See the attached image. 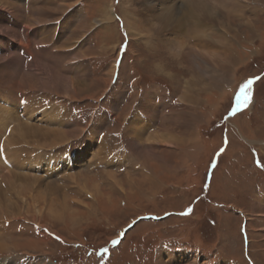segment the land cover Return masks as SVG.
<instances>
[{"label": "rangeland", "instance_id": "obj_1", "mask_svg": "<svg viewBox=\"0 0 264 264\" xmlns=\"http://www.w3.org/2000/svg\"><path fill=\"white\" fill-rule=\"evenodd\" d=\"M10 1L20 5L15 11L25 31H19L17 17L8 18L4 11L1 18L0 12L5 30L0 31V69L35 77L47 88L25 90L0 73V104L23 124L76 133L74 138L48 133L42 140L23 141L17 131L10 137V127L11 164L5 161L12 152L1 139L9 156L2 157L0 168V212L5 214L0 243L10 249H0V263L264 264V0H239L243 11L227 15L239 34L233 30L229 35L222 25L209 22L212 36L194 38L201 24L195 28L183 12L190 49L208 61L196 58L200 69L186 68L176 36L165 42L157 22L146 23L153 13L145 16L137 9L143 14L136 25L142 37L131 34L121 11L132 0H47L38 7L34 0L26 7ZM230 1H215L219 17L221 3ZM178 2L181 6L184 0ZM109 15L111 23L100 21ZM35 18L53 23L48 29L61 22L59 39H44L46 44L33 39L35 32L48 37L46 22L29 28ZM247 19L254 25H245ZM219 40L231 46V60L217 82H205L204 75L217 71L224 59ZM42 64L70 79L86 69L88 88L78 94L62 85L53 89ZM206 64L213 67L209 73ZM186 90L188 100L177 106L183 108L180 119L185 118L170 135L173 144L149 143L147 137L181 111L174 104ZM49 106L47 114H58L54 119L61 126L43 114L34 116ZM143 124L142 134L135 131ZM35 157L52 164L39 167ZM29 242L39 244L13 247Z\"/></svg>", "mask_w": 264, "mask_h": 264}, {"label": "bare ground", "instance_id": "obj_2", "mask_svg": "<svg viewBox=\"0 0 264 264\" xmlns=\"http://www.w3.org/2000/svg\"><path fill=\"white\" fill-rule=\"evenodd\" d=\"M132 1H133V4L132 5H130L129 7L125 8V10L121 11L127 17V21H125V25H126L127 29L129 31H131V34L134 33L133 31H136V33L139 34L140 37H142L141 36L142 35V32H139V30L137 29V26L136 25H137V23L139 21L140 22L142 21V19H140V17L142 16V18H143V14L139 13L137 11V9H142L143 12L146 13L145 16H147L148 14H152L153 13L154 14V15H152L153 18L147 19V22L146 23H150V21H154L155 20L157 22V24L154 25L156 27L155 29H156V31H157L158 34H160L161 36L163 35V37H166V39L164 38V41L165 42L167 40H170L168 38V36L169 37L171 35L172 36H176L175 37L176 40H174V42H176L177 44L182 45V48H183V50H182L183 53L181 52L182 53V57H183L184 60H186V63H188V64H186L187 65L186 68H191V67H194L195 66L194 68L197 67L198 69H200L201 65L198 64V62L196 61V58H199V59L201 58L202 61L203 62H206V63L208 61L205 60V57L200 52H198V51H196L194 49H190L189 44H188L189 42L187 41V38L188 37H187L186 27H185L184 18H183V14H184L183 12H185V14H188L187 15L188 16V19L191 20V21H193L192 23L195 24V25L193 24V26H195V28H196V26H199L201 24V26L199 27V28H201L200 30H196V31L194 30L195 31L194 32V35L195 36H193L194 38H198V39H200L202 37H205V38H208L209 37L210 38L212 36V34L210 33L211 32V29L210 28L212 26L211 25L212 22L214 24H218V25L220 24V25H222L224 27V29L226 30V32L229 33V35H230V32H232L233 30H234L235 34H239L235 29H233L232 24L228 22L229 19H228V16H227L229 13H232V12L234 13V11H237L236 14L238 15V13L240 12V10L242 8V7H239V5H240L239 3L241 2L239 0H237V1L231 0L230 3H225V4L221 3L222 7H220V8L217 7L218 6V4H217L216 8H218L217 10L220 11V13H221L220 17L218 16V14L216 12V9L214 7L216 0H184L183 5H181V6L179 5L178 0L176 2H175V0H173V3H171L172 5H170V3H169V5H165L164 3L166 1H164V0H160L161 3H158V4H155V0H151L153 2H149V0H132ZM135 1L137 2L136 5H135ZM259 1L260 0H255V2L257 4H258ZM27 4H28V2H27ZM225 5H228L229 8L227 9ZM1 7L4 8V9H12V10H14V12H16L15 11V7H16L15 5L10 4L8 2H5L4 0H0V12H2L1 13V18H2V16H4V13H3L4 12V9H2ZM16 9L19 12L21 11V9L18 8V7ZM42 9L45 10V7H43ZM256 9L258 10V8H256ZM241 11H243V9ZM261 12H264V10L261 11ZM155 13H158V14H155ZM8 14L10 16H12V14H10L9 12H8ZM18 16H19V18H21L20 15H18ZM221 17L223 19H221ZM8 18H10V17H8ZM226 19H228V20H226ZM113 20H114L113 17L111 15H109V16L106 17V19L102 18L100 21H102L104 23H111ZM203 20H205V21L203 22ZM247 20L248 21L246 22L245 25H247L249 23H250V25L251 24L254 25L253 24L254 21L249 22L250 20L249 19H247ZM259 20H260V18L256 19L255 21L259 22ZM60 21H62V20H60ZM42 22L50 23V22H47V21H43V20H41L39 18H35L34 19V22L32 20L31 23L29 24V28L30 27H33L34 26V23H42ZM209 22H211V24ZM59 24H57L55 30H57L58 28H59V30L62 29L61 22H59ZM241 26L242 25L240 24L239 28ZM0 31L1 32H4L5 30H4L3 27L0 26ZM7 31L10 32L11 30H6V32ZM54 33H55V31H54ZM145 35H143V36H145ZM232 35H234V34H232ZM233 37L235 38L237 36H233ZM72 38H74V37H72ZM204 43H205V46L208 44V42L205 41V40H204ZM216 43L219 44L220 47H222V49L224 50L223 51V55H224L223 58L224 59L223 60H220V62H218L219 63L218 64V68H216V69H218L217 71L211 73L210 75H207L206 74V75H204L205 77L203 76L204 77L203 78V81H205V82L206 81L211 82V83L217 82L218 79H220L221 72L222 71L224 72L227 69L225 62H227V60H229V59L231 60V55H229V53H228L231 50V48H230L231 46H229V44L227 46V42L226 41L219 40ZM19 61H20V59H19ZM206 65H207V67L205 68V72H208V73L211 72V70H213L212 69L213 67H211L210 64H206ZM42 66H43V70L46 73V76L48 77V80H49V84L48 85L50 87H52L53 89H55L56 87H58L57 85H62V86H65L66 88H69V90H68L69 92H72L71 90H73V92H75L76 94H78L79 91H80V89H82V88H88V85H89V78L88 77L89 76L87 75L86 69H82V68L79 69V71H78L79 73L76 74L78 77L76 76L74 79L73 78L70 79V78H64L63 76H60V75L56 74L52 69H50L49 67H46L47 65L45 66L44 64H42ZM204 67H205V64H204ZM31 70H32V68H31ZM80 72H82L83 74H80ZM0 73L3 75L4 79L11 78L10 80H13L14 81L13 84L16 83V84H18V86L20 88H23L25 90H35V89H42V88L45 89V88H47V86H46L47 82H41V81L37 80L35 77L29 76V75H24V76L21 77V76H19V73L16 70L5 72L4 70H1L0 69ZM196 84L198 85L197 82H196ZM186 91H187V93L184 92V93H186V95H183V97L180 100V103H181L180 105L181 106H178V107H183V103L185 102L187 96L189 97V91L188 90H186ZM67 95L70 96L71 94L68 93ZM7 99L11 100L9 97ZM187 100H188V98H187ZM184 105H185V103H184ZM11 106H12V104H11ZM195 106H196V104H195ZM51 108L52 107L49 106V107H46V108H44L42 110L35 111V115L34 116H38L40 114H43L45 117H47V119H48L47 121H49V123H51V124L59 125L60 123H63V122L57 121V119L59 117L58 114H55L54 116L49 115L52 112V110H50ZM180 110L181 111L179 113H177L176 115H172V116L167 117L166 120L163 123V126L161 128V131L160 132H157V133H154V134H150V136L147 137V141H149V143H155V144H157V143H161V144H163V143H169V144L172 143L173 144V142H174L173 140L174 139L170 135L172 134L173 131H175V130H177L179 128V125H180L179 122H181V120H184V118H185V117H183V118L180 119L181 113L183 112L182 111L183 108H180ZM47 113H49V114H47ZM30 118H32V117H30ZM54 118H57V119H54ZM192 118H193V116H192ZM54 120H56V121H54ZM136 121L138 122L139 121V118L138 119L136 118ZM22 122L20 121V118L18 116H15L13 114V112H10L9 111V106L4 105V104H0V130H3L5 128L3 135H2V132L0 133V141H1L2 138H5L4 140L7 141V145L10 147V151L12 152V155L10 156V158H8V160L5 161V163L11 164V162L9 160L12 159L13 154L15 155V152H14V149H15L14 147L15 146H14V144H12V139L8 137V133H9V130L8 129L10 127L12 129V132L10 134V137L12 136V133L13 132H16L17 131L18 134L21 136V138H22L23 141H27L30 137H34V136H35V139H38L39 138L40 140H42L43 135H46L48 133H53L57 137H60V138H65V137H67V138H74L75 133H76L74 131L73 132H67V133L66 132H64V133L60 132L59 133L58 131L50 132V131L41 129V127L39 128L38 126H35V125L34 126L33 125L31 126L28 123L27 124L26 123L23 124ZM142 122L144 123V120ZM13 124H14V127L12 128ZM184 125L185 124H183L182 126H184ZM59 126H61V125H59ZM144 129H145V126L143 124V126L137 128L135 131H141L140 134H142V132H143L142 130H144ZM166 130H168V131H166ZM167 132H169V134ZM180 133H182V132H180ZM165 134H167V135H165ZM6 138H8V139L6 140ZM137 138H139V137H137ZM2 152L4 154H2ZM149 155H150V153H149ZM7 156H9L8 149L5 146L1 145L0 146V168L2 166H4V163L2 162V157H7ZM34 159H35V165H38L39 167L41 166L40 164H44V166H49L50 164H52L51 163L52 161H45V160L42 161V159L39 158V157H35ZM27 160L30 161L31 159L28 158ZM38 161H39V163L37 164ZM71 163H72V161H71ZM53 167H55V166H53ZM12 177L14 178L13 180H16V175L15 174H13ZM29 177L32 178V179H34L36 181V183H39V182H40V184L43 183L42 182L43 179L40 180V178L38 176H29ZM113 177H115V176L113 175ZM78 178L80 179L81 178V175H79ZM81 182H84V181H81ZM116 183H117V181H116ZM50 185L51 184H49V186ZM46 191H47V189H46ZM51 192H53V191H51ZM11 205H13V204H11ZM255 207H256V205H255ZM262 209H264V208H262ZM3 214L4 213L0 212V217L2 219L5 216V214L4 215ZM261 217L264 218V213L262 214ZM13 218H16V215L15 214H14ZM0 231H3V227L2 226L0 227ZM38 244L39 243H37V242H29V244H25V245L20 243V244H15L13 247L16 250H18V249H24L26 247L35 248V245H38ZM5 247H8L7 249H10L8 243H0V249H4ZM1 252L2 251L0 250V254H1ZM0 264H5V262L4 263H0Z\"/></svg>", "mask_w": 264, "mask_h": 264}, {"label": "crops", "instance_id": "obj_3", "mask_svg": "<svg viewBox=\"0 0 264 264\" xmlns=\"http://www.w3.org/2000/svg\"><path fill=\"white\" fill-rule=\"evenodd\" d=\"M5 2H8V3H10V4H14V3H12L10 0H4ZM19 1V3L21 4V3H23L24 5H25V7H26V5H27V2L28 3H32V1L33 0H18ZM44 0H34V6L35 7H38V6H40V5H44V3H46V1L47 0H45L44 2H43ZM49 1V0H48ZM47 1V2H48ZM14 5H18V4H14ZM24 5H23V7H24ZM18 6H20V5H18ZM23 7H21V8H23ZM4 9V8H3ZM24 10V9H23ZM4 11H8L10 14H12V15H14L15 17H17V22H18V29H19V31L22 33V32H24L25 31V27H23L24 25H22V24H20L19 25V16H18V14L16 13V12H14L12 9H4ZM8 12H5V13H7V15H8V17H11L9 14H8ZM12 12V13H11ZM25 12H26V9H25ZM23 13H24V11H23ZM51 24L53 25V23H46V24H44L45 25V27H44V31L46 30V33L48 34V37H46V38H44L43 36L41 37V36H39V35H37V33L35 32V34H34V36L32 37L33 39H40V42H42V41H44V39H47V41H48V39H55V38H57V39H59V34H57V30H55V28L56 27H53L54 28V30H53V28L52 29H48L47 27L48 26H51ZM58 24V23H57ZM38 28H41V27H43V26H37ZM9 28V27H8ZM22 29H24V30H22ZM22 30V31H21ZM37 29H32V32H34V31H36ZM48 30H49V32H48ZM54 31H55V33H54ZM54 34V35H53ZM54 37V38H53ZM46 41V40H45ZM44 41V42H45ZM44 44H46V42L44 43ZM181 100V99H180ZM181 103L179 102V103H177V105L176 104H174V106L176 107V108H178L177 106H181L180 105ZM164 108V107H163ZM178 109H180V108H178ZM163 110V109H162ZM168 112H169V109H168ZM168 112H167V116H168ZM177 112H178V110H177ZM172 114H174V113H172Z\"/></svg>", "mask_w": 264, "mask_h": 264}, {"label": "snow or ice", "instance_id": "obj_4", "mask_svg": "<svg viewBox=\"0 0 264 264\" xmlns=\"http://www.w3.org/2000/svg\"><path fill=\"white\" fill-rule=\"evenodd\" d=\"M126 51V49H125ZM245 91H244V95H245V98H244V103L247 104L248 103V100H249V97H248V93L251 91V87H252V81L249 80L247 82V84H245ZM221 152H223V149L221 150ZM59 239V238H57ZM114 244H117L119 243L118 241H113ZM105 252H107V249H105Z\"/></svg>", "mask_w": 264, "mask_h": 264}]
</instances>
